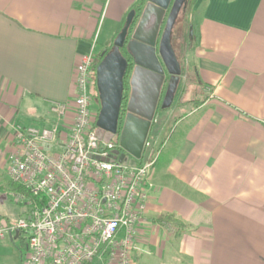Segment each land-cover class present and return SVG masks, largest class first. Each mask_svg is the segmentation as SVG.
<instances>
[{
  "label": "crops",
  "instance_id": "1",
  "mask_svg": "<svg viewBox=\"0 0 264 264\" xmlns=\"http://www.w3.org/2000/svg\"><path fill=\"white\" fill-rule=\"evenodd\" d=\"M121 1L122 13L136 0ZM97 5L0 0V173L11 126L49 125L50 102L73 97L75 65L95 50ZM188 10L194 38L184 58L176 53L178 94L152 141L161 153L135 263L264 264V0H190Z\"/></svg>",
  "mask_w": 264,
  "mask_h": 264
},
{
  "label": "built area",
  "instance_id": "2",
  "mask_svg": "<svg viewBox=\"0 0 264 264\" xmlns=\"http://www.w3.org/2000/svg\"><path fill=\"white\" fill-rule=\"evenodd\" d=\"M93 62V49L81 56L73 97L50 102L51 124L11 126L6 172L23 188L10 195L25 209L16 221L0 222V241L27 232V264H136L133 241L146 220L147 179L161 147L147 139L135 159L118 141L98 137Z\"/></svg>",
  "mask_w": 264,
  "mask_h": 264
},
{
  "label": "water",
  "instance_id": "3",
  "mask_svg": "<svg viewBox=\"0 0 264 264\" xmlns=\"http://www.w3.org/2000/svg\"><path fill=\"white\" fill-rule=\"evenodd\" d=\"M170 0H147L139 19L126 43V51L133 66L126 71L128 61L120 48L124 44L134 9L127 15L125 24L113 40L112 49L95 67V86L99 110L96 133L103 141L118 136V145L135 159L142 156L145 143L158 108H168L175 95L181 65L171 43V30L184 0H173L164 20ZM159 39V40H158ZM124 77L128 80L129 93L124 106L121 128L118 129L123 97ZM118 153V149L113 151ZM124 153L119 154L122 160ZM18 230L14 235L17 238Z\"/></svg>",
  "mask_w": 264,
  "mask_h": 264
},
{
  "label": "rangeland",
  "instance_id": "4",
  "mask_svg": "<svg viewBox=\"0 0 264 264\" xmlns=\"http://www.w3.org/2000/svg\"><path fill=\"white\" fill-rule=\"evenodd\" d=\"M123 4L121 0H103V5H97L95 6V10L98 13L99 19L98 22L95 24V37H94V45L95 50L93 52V59H96V53L103 47H110L112 44V41L115 37V34L120 29L119 26H116V23L113 22V12L118 8L117 13L120 16V18L125 17L124 14L127 9H129L128 6H123V12L121 13L120 5ZM108 8L107 15H105L106 9ZM122 8V7H121ZM188 15V13H186ZM97 17V15H96ZM191 15L189 17V20L192 21ZM97 19V18H96ZM191 23V22H190ZM187 33V27L184 30ZM179 32V25L178 21L174 23L173 28L171 30V42L174 44V47L176 49L177 55H182L181 57L184 58L186 56V50L181 47L179 40L175 41L177 38V34ZM186 35V34H185ZM176 42V44H175ZM97 60V59H96ZM95 60V61H96ZM186 77L187 79L191 78V75ZM179 83V82H178ZM186 85H184L185 89ZM93 88H96L93 84V81H90L89 83V89H90V95H94L95 98L92 96V104L95 106L99 105L98 99H96V94L94 93L95 90ZM98 94V93H97ZM178 94V91L176 92V95ZM168 108H158L153 121V130L150 131L148 135V142H152L157 137V129L161 128L162 124L168 120ZM113 142L118 141V136L115 135L112 137ZM5 169V167H4ZM9 177L7 175V172H1L0 173V222H4L6 219L14 222L17 220L18 217L23 215V210L25 209L24 205L19 206L16 202H14L11 198L10 192L11 188L9 185ZM9 202H6V201ZM27 232L22 233L19 237L10 239L5 238L0 241V264H27V258L28 253L26 250V237Z\"/></svg>",
  "mask_w": 264,
  "mask_h": 264
},
{
  "label": "flooded vegetation",
  "instance_id": "5",
  "mask_svg": "<svg viewBox=\"0 0 264 264\" xmlns=\"http://www.w3.org/2000/svg\"><path fill=\"white\" fill-rule=\"evenodd\" d=\"M172 1L173 0H170V2H169V5H168V8H167V10H166V14H165V17H164V20H163V22H162V25H161V27H160V32H159V36H160V34L162 33V30H163V27H164V23H165V19H166V16L168 15V13H169V11H170V9H171V5H172ZM147 2V0H136L135 1V4H134V6H133V8H131V9H134V16H133V18H132V21H131V23H130V25H129V27H128V33L126 34V37H125V40H124V44H123V46L120 48V51H121V53H122V55L127 59V61H128V65H127V69H126V71H128L134 64H133V61H132V58L130 57V55L127 53V51H126V43L128 42V40L130 39V37H131V33H132V31H133V29H134V27H135V25H136V23H137V21H138V19H139V15H140V12H141V10H142V8L144 7V5H145V3ZM189 3H190V0H184V3H183V5H182V7H181V9H180V11H179V13H178V15H177V18H176V20H175V23H176V21H178V25H179V32H178V34H177V40H179V42H180V45H181V47L182 48H184L185 50L187 49H189V47L192 45V42H193V38H194V36H193V33H192V29H191V25H190V20H189V14L188 15H186V13H188L189 12V10H188V7H189ZM137 5H139V9H140V11H137ZM130 9V10H131ZM130 10H128L125 14H124V16L125 17H123V19H122V22H121V26H120V29H119V31L121 30V28L123 27V25L125 24V21H126V18H127V15H128V13H129V11ZM187 27V33L184 31L185 30V28ZM118 31V32H119ZM118 32L115 34V37H116V35L118 34ZM186 34V35H185ZM114 37V38H115ZM114 40V39H113ZM159 40V39H158ZM112 46H113V41H112V44H111V49H112ZM105 49V52H104V55L107 53V52H109L110 50H108V48L107 47H105V48H103L102 50H101V52L103 51ZM108 50V51H107ZM100 52V53H101ZM181 73H182V69H181ZM97 95V94H96ZM93 98H95V96L94 95H91ZM98 96V95H97ZM122 101H123V99H122ZM94 110H95V112H96V115L98 114V110H99V105L98 106H95L94 107ZM117 128H118V126H117ZM96 129H97V127H96ZM119 129V128H118Z\"/></svg>",
  "mask_w": 264,
  "mask_h": 264
},
{
  "label": "trees",
  "instance_id": "6",
  "mask_svg": "<svg viewBox=\"0 0 264 264\" xmlns=\"http://www.w3.org/2000/svg\"><path fill=\"white\" fill-rule=\"evenodd\" d=\"M137 11H140L139 5H137ZM110 49H111V47L108 48V50H110ZM102 57L103 56H101L100 53H96V59L97 60L94 61L93 65H92L91 75H92V81H93L94 85H95V67H96V64L102 59ZM128 93H129L128 80H127V78L124 77V89H123V93H122L123 94V97H122L123 101L121 102V107H120V116L121 117L119 118V121H118V128L119 129L121 128L122 116H123L124 106H125V103H126V99H127ZM9 185H10V188H11V192L12 191L24 192L23 188L20 185L14 183L11 180H9ZM26 194H28V193H26ZM17 204L19 206H23L24 205L23 202H17ZM161 218H162L161 220L172 224L176 229H178V228L181 229L184 226L182 223H180L179 221L173 219L171 216H163Z\"/></svg>",
  "mask_w": 264,
  "mask_h": 264
}]
</instances>
